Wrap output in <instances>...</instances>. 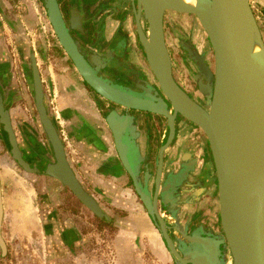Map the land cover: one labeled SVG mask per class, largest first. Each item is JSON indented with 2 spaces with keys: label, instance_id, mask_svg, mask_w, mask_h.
Wrapping results in <instances>:
<instances>
[{
  "label": "water",
  "instance_id": "95a60500",
  "mask_svg": "<svg viewBox=\"0 0 264 264\" xmlns=\"http://www.w3.org/2000/svg\"><path fill=\"white\" fill-rule=\"evenodd\" d=\"M43 2L58 44L82 80L104 100L125 110L122 115L110 111L105 122L112 134L117 157L174 263L227 264L230 258L231 264H264V40L250 0H195L194 6H188L182 0H136L138 40L170 108L156 97L148 84L134 92L98 76L97 69L88 64L70 35V30H81L78 13L72 11L67 26L58 1ZM166 12L193 16L208 40L212 66L205 62L204 55L198 56L188 50L198 61L201 76L196 79L200 91L208 98L204 108L190 99L173 79L164 33ZM141 14L145 30L140 22ZM32 68L35 107L54 157V163L49 164L44 173L67 187L80 203L101 218L100 207L74 174L57 131L46 115L42 85L33 59ZM129 110L159 115L167 120L169 134L159 153L153 197L148 191L149 174H145L143 182L138 177L140 157ZM178 115L197 127L208 143L215 175L220 233L199 227L189 234L188 226L181 227L173 212L176 222L173 228L181 236V239L173 240L168 233L170 227L159 213V191L162 195L174 190L193 170V165L184 164L176 176H167L161 184L162 153L174 139V120ZM0 124L8 137L5 144L12 158L25 172H35L26 162V154L23 155L18 147L17 129L11 124L1 96ZM20 140L21 149L29 153L24 141ZM167 201L162 197L164 204ZM2 218L0 187V249L4 253Z\"/></svg>",
  "mask_w": 264,
  "mask_h": 264
},
{
  "label": "crops",
  "instance_id": "0c3cea01",
  "mask_svg": "<svg viewBox=\"0 0 264 264\" xmlns=\"http://www.w3.org/2000/svg\"><path fill=\"white\" fill-rule=\"evenodd\" d=\"M250 5L264 15V0H250ZM47 32L50 27L41 0H0V96L13 120L25 112L14 94L17 80L22 82L20 71L27 68L24 59L34 53L39 70L44 69L42 80L48 81L49 109L62 132L78 126L75 112L85 115L87 127L76 131L77 145L67 143L66 150L103 217L91 213L57 181L22 172L0 143L1 236L8 257L4 264H175L129 186L101 111L89 114L69 97L66 81L73 79L74 70L57 44L47 48L51 38ZM187 141L188 137L179 136L176 148L193 143ZM199 170L192 174L190 194L198 190L212 195L211 171L206 168L202 178Z\"/></svg>",
  "mask_w": 264,
  "mask_h": 264
},
{
  "label": "flooded vegetation",
  "instance_id": "af4514ba",
  "mask_svg": "<svg viewBox=\"0 0 264 264\" xmlns=\"http://www.w3.org/2000/svg\"><path fill=\"white\" fill-rule=\"evenodd\" d=\"M57 1L67 26H69V22L72 19V14H71L72 11H76L80 16L81 30L80 31L70 30V35L77 44L80 52L82 53L83 57L88 62V64L91 67L97 69L98 76L106 79L110 84L117 85L125 89H130L134 92L139 91L138 87L140 86L145 87L148 84L150 87H152L153 92L154 93L156 92V97L161 98L167 104L168 108H170V104L162 95L157 80L155 79L150 68L148 67L144 51L138 40V35L136 30V20H135V12L137 9L136 0H57ZM41 4L47 18L43 0H41ZM127 4L128 7L126 8ZM167 13L169 12H166L165 15ZM165 15H164V33H165ZM140 22L142 28H144L145 30L146 25L143 14L140 15ZM75 26L76 27L78 26L77 22L75 23ZM49 27L51 30L50 31L51 36L55 38L57 45L59 46L60 50L66 57L70 69L74 70L75 74L71 75V77L73 79L74 77L78 79V80L74 79L75 81L73 79L70 80L68 79L66 81V85H67L66 91L69 97L73 100L74 103H76L78 107L84 109L89 114H91L92 112L101 111L100 117L102 120V124H104V128L106 127L105 129L108 132L113 142L112 134L107 127L105 118L107 114L112 110L117 111L120 115L124 114L125 110L121 107H117L112 103L104 100L82 80V78L77 73L75 67L73 66L72 62L58 44V41L52 31L50 24ZM165 42H166V36H165ZM166 46L171 59L172 74L174 81L186 93V95L190 99H192L199 106L204 108L208 98L199 89L198 79H200L199 76L201 75L197 68L198 61L194 57V55L193 56L189 55L188 50L192 52L193 51L196 52L198 56H202L204 54L202 52L197 51L194 45H192L189 42H184L181 44V49L184 52L183 61L186 63V65L188 64L187 69L190 70L188 74L189 77L191 78L190 84L192 87L191 90H188L182 84V82L178 77L176 66L173 62V57L170 53L167 43ZM38 52H40L39 49ZM32 59L36 64L38 75L41 81L42 92H43L42 99L45 106L46 115L50 119V121L52 122V124L54 125L57 131V134L62 142L67 161L70 167L72 168L67 155L66 145L67 143L74 144V142L77 145L79 139L77 138L78 133H76V131H78L80 128L87 127L88 125L83 121L85 115L75 112L77 116L76 124L78 126L77 127L74 126L73 130L71 131L67 129V134L66 133L64 134L62 132L59 124L54 120L53 114L49 109V99L47 97V93L49 91V87L47 86L48 81L43 82L42 74H41L44 71V69H42L43 70L42 72L39 70L37 57L32 52L31 55L25 57L24 59L25 60L24 64L26 62L27 65L25 66H27V68H25V70L22 69L20 71L22 73L21 75L22 82L20 80H17L18 88L14 94V96L20 97V103H22L25 112L20 115L17 114L15 120H13L11 118L9 111L5 109V107L4 109L8 111V115L10 116V121L13 127L19 129L18 125H20V127L22 126V128L19 129L20 133L15 130V135H17L18 147L23 153V155L26 154L25 160L29 164L30 168L36 171L32 173L25 172L12 158L5 144V139L8 140V137L6 136V132H4L3 126L1 124H0V143L4 147V150L10 155L12 160L16 163V165L19 167V169L22 172H24L25 174L37 175V176L53 179L44 173L47 166L49 164L54 163V157L51 146L48 143L46 135L41 127L38 112L35 107ZM39 60L41 62L42 58L39 57ZM205 62L207 63L206 57H205ZM44 74L45 73H43V76ZM196 76H198L199 78L196 79ZM48 95H51V93L49 92ZM2 103H3V99H2ZM128 114L133 118V125L135 126V132L137 135L134 138V142L136 145L137 153L140 157V163L138 164L139 165L138 177L140 181L143 182L145 174L146 173L149 174L148 191L150 192V195L153 197L155 193V180H156L159 153L162 146L166 143L169 134L167 120L162 116L153 115L146 112H137V111L129 110ZM174 123H175L174 139L172 143L162 153L163 163H162L161 184L167 178V176L169 175L176 176L179 173V171L182 170L184 164L193 165V170L189 171L188 176L185 179H183L182 183L179 186H176L174 190L170 189L168 192H165L162 195L160 194L161 190L159 191L158 201L160 202H158V207H159L158 210L161 217L164 219L165 223L170 227L168 233L173 238V240L177 238L181 239V236L173 228L176 223L173 217V212L176 214L177 222L181 227H184L186 225L188 226L187 232L189 234L199 227H202L204 230L209 229L205 224H195L192 220L191 221L188 220L182 223V221L180 222L179 216L182 211L181 207L188 205L189 202L193 200V198L201 194V193L198 194V190L193 195L190 194L189 192L192 189V184H191L192 174H194V171L197 168L202 170L203 172L202 174H205L207 163H209V161L210 163H212L208 143L204 135L201 133V131L197 127L192 125L190 122L180 117L179 115L176 116ZM179 136L188 137V141H193V143L192 144L187 143L188 145L183 144L180 147L177 146L176 148L175 142ZM20 139L24 141L23 144L27 146V148L29 149V153H26L25 150L21 149L20 145H22V143ZM195 140H197V142ZM112 147L114 152L116 153L114 148V143H112ZM123 170L125 171L124 168ZM125 173L129 178V182H130L129 186L132 188L141 207L146 212L142 203L139 200V197L135 192L130 176L126 171ZM206 178H207V174L204 176V180ZM214 179H215V175H214ZM59 184L71 193V191L67 187L63 186L61 183ZM160 195L168 199V201L165 204L162 202V197ZM155 228L158 231V228L156 226ZM6 253H7V249L5 244V252L3 253V251L0 249V264H4V262H6L8 258L6 257L7 255Z\"/></svg>",
  "mask_w": 264,
  "mask_h": 264
},
{
  "label": "rangeland",
  "instance_id": "374dc122",
  "mask_svg": "<svg viewBox=\"0 0 264 264\" xmlns=\"http://www.w3.org/2000/svg\"><path fill=\"white\" fill-rule=\"evenodd\" d=\"M128 4L126 5V8ZM257 22L260 26V30L262 33V37H264V19L261 14L260 9L254 6L253 8ZM51 31V30H50ZM49 33V40L46 41L48 43V49L50 47L55 46L56 40ZM165 36H166V43L170 50V53L173 57V62L176 66V71L178 77L182 84L188 89L191 90V84L187 69L186 63L183 61L184 59V52L181 49V44L184 42H189L197 49V51L202 52L207 60L209 66H212L213 58L212 52L208 43V40L199 25L198 21L190 15H183L178 13H167L165 15ZM264 40V38H263ZM25 65L26 62H25ZM192 136V135H191ZM197 142V140H195ZM9 152V151H8ZM211 171V181H214V172L212 168V163H207L206 166ZM210 167V168H209ZM200 171V170H199ZM202 170L200 172L201 176L203 177ZM40 187V182L37 183ZM211 194H201L198 201H190L189 204L191 207H181L182 211L180 213V222L184 223L185 221L192 220L195 224H205L209 229L214 230L216 233H220V226L218 221V204H217V196L215 190ZM198 202L200 204H198ZM195 206V208H194Z\"/></svg>",
  "mask_w": 264,
  "mask_h": 264
},
{
  "label": "bare ground",
  "instance_id": "6f19581e",
  "mask_svg": "<svg viewBox=\"0 0 264 264\" xmlns=\"http://www.w3.org/2000/svg\"><path fill=\"white\" fill-rule=\"evenodd\" d=\"M182 2L188 6H194L195 5V0H182ZM227 264H231L230 258H228Z\"/></svg>",
  "mask_w": 264,
  "mask_h": 264
}]
</instances>
